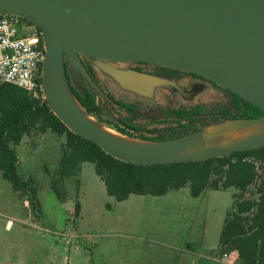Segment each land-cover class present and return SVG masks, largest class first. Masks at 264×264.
<instances>
[{
  "label": "rangeland",
  "instance_id": "rangeland-1",
  "mask_svg": "<svg viewBox=\"0 0 264 264\" xmlns=\"http://www.w3.org/2000/svg\"><path fill=\"white\" fill-rule=\"evenodd\" d=\"M19 35L29 36L30 31ZM61 59L73 82L86 79L80 55L64 52ZM87 62L100 85L125 102L158 110L224 99L221 91L187 75L175 80L144 75V81L134 82L125 77L136 73L130 64L95 58ZM102 100L109 107L106 97ZM64 143V137L34 134L17 147L19 175L33 178L38 188V215L0 173V264H236V257L218 254L234 190L193 198L187 187L162 197L132 195L117 202L108 196L94 166L86 164L77 178L61 184L64 197L59 200L51 181ZM8 221L13 222L10 228Z\"/></svg>",
  "mask_w": 264,
  "mask_h": 264
},
{
  "label": "trees",
  "instance_id": "trees-1",
  "mask_svg": "<svg viewBox=\"0 0 264 264\" xmlns=\"http://www.w3.org/2000/svg\"><path fill=\"white\" fill-rule=\"evenodd\" d=\"M30 35L40 39L41 28L22 19ZM81 56V63L100 88L101 93L85 79L72 81L64 64L71 93L88 115L105 127L129 138L151 143H166L194 135L205 128L229 120H252L264 115L255 105L198 75L155 66L156 78L175 80L190 76L221 91L224 99L208 104L179 108L152 109L141 102H125L102 87L95 69ZM40 67L39 88L29 92L11 84L0 85V173L32 211L41 212L38 188L33 178L19 175L17 147L25 137L48 133L64 137L62 157L51 189L63 200L61 184L79 176L83 165L92 164L108 196L117 202L132 195L162 197L170 191L189 187L193 198L207 192L234 190L233 204L227 212L220 234L218 254L236 257L240 264H264V146L239 151L219 158L183 163L134 165L106 154L101 147L71 132L52 112L45 100ZM106 97L109 107L102 100ZM81 212L80 204L75 215Z\"/></svg>",
  "mask_w": 264,
  "mask_h": 264
},
{
  "label": "water",
  "instance_id": "water-1",
  "mask_svg": "<svg viewBox=\"0 0 264 264\" xmlns=\"http://www.w3.org/2000/svg\"><path fill=\"white\" fill-rule=\"evenodd\" d=\"M0 14L17 16L41 28L46 50L42 83L44 93L50 94L45 99L48 106L71 132L111 157L146 166L219 158L264 146H239L165 162L168 153L164 151L133 152L110 141L64 108L51 90L56 60L64 52L75 53L195 74L264 112V0H0ZM81 69L101 92L82 63ZM125 77L134 82L145 80L139 73ZM202 132L166 143H174L181 152L188 139H197Z\"/></svg>",
  "mask_w": 264,
  "mask_h": 264
},
{
  "label": "bare ground",
  "instance_id": "bare-ground-1",
  "mask_svg": "<svg viewBox=\"0 0 264 264\" xmlns=\"http://www.w3.org/2000/svg\"><path fill=\"white\" fill-rule=\"evenodd\" d=\"M51 90L56 100L66 109L76 114L78 119L89 124L104 137L115 144L133 152L145 150L164 151L168 153L165 162H172L177 157H193L202 154L214 153L218 150L239 146L264 145V117L259 121H226L203 130L199 138H190L183 145L181 152L176 151L174 143L153 144L129 139L99 123L95 118L86 113L72 95L64 79L62 59L59 57L51 74ZM64 91V94L62 93ZM45 99H50V94L44 93Z\"/></svg>",
  "mask_w": 264,
  "mask_h": 264
},
{
  "label": "built area",
  "instance_id": "built-area-1",
  "mask_svg": "<svg viewBox=\"0 0 264 264\" xmlns=\"http://www.w3.org/2000/svg\"><path fill=\"white\" fill-rule=\"evenodd\" d=\"M27 30L30 28L22 18L0 14V85L36 93L46 50L40 47L38 36L19 35Z\"/></svg>",
  "mask_w": 264,
  "mask_h": 264
},
{
  "label": "flooded vegetation",
  "instance_id": "flooded-vegetation-1",
  "mask_svg": "<svg viewBox=\"0 0 264 264\" xmlns=\"http://www.w3.org/2000/svg\"><path fill=\"white\" fill-rule=\"evenodd\" d=\"M115 64H124V63H115ZM126 64H130L133 66L131 68V71L139 73V74H143V75L154 76L153 74L155 73V70H156L154 64H149V63H126Z\"/></svg>",
  "mask_w": 264,
  "mask_h": 264
},
{
  "label": "crops",
  "instance_id": "crops-1",
  "mask_svg": "<svg viewBox=\"0 0 264 264\" xmlns=\"http://www.w3.org/2000/svg\"><path fill=\"white\" fill-rule=\"evenodd\" d=\"M12 225H13V222L12 221H8V228H10ZM236 264H240L239 261H238V259L236 261Z\"/></svg>",
  "mask_w": 264,
  "mask_h": 264
}]
</instances>
